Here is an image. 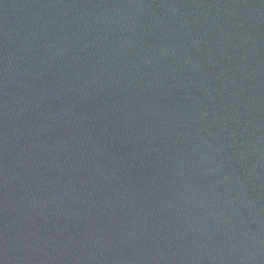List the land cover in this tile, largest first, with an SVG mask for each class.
Masks as SVG:
<instances>
[{
    "label": "water",
    "instance_id": "1",
    "mask_svg": "<svg viewBox=\"0 0 264 264\" xmlns=\"http://www.w3.org/2000/svg\"><path fill=\"white\" fill-rule=\"evenodd\" d=\"M0 264H264V0H0Z\"/></svg>",
    "mask_w": 264,
    "mask_h": 264
}]
</instances>
